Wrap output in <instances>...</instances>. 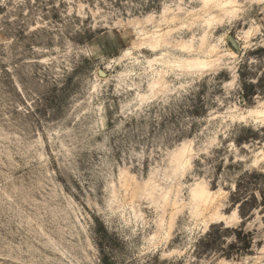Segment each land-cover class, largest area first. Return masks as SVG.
Wrapping results in <instances>:
<instances>
[{"label":"rangeland","instance_id":"1","mask_svg":"<svg viewBox=\"0 0 264 264\" xmlns=\"http://www.w3.org/2000/svg\"><path fill=\"white\" fill-rule=\"evenodd\" d=\"M221 1L0 0V264H264V0Z\"/></svg>","mask_w":264,"mask_h":264},{"label":"bare ground","instance_id":"2","mask_svg":"<svg viewBox=\"0 0 264 264\" xmlns=\"http://www.w3.org/2000/svg\"><path fill=\"white\" fill-rule=\"evenodd\" d=\"M220 1L221 0H202L204 7L208 8V9L213 8L215 6L218 7ZM221 2H223L222 6L224 7V9L221 12V14L211 15L210 17L204 19L205 25H207L209 28L212 27L213 22L215 20L218 19L222 23L223 21H226V20L230 19V17H232V15H233V9H231V8L234 7L235 0H222ZM168 14H170V10L165 8L163 10L162 17L167 18ZM167 19L168 20H172V21H176L177 17L175 16V17L167 18ZM139 34H140V36L142 38V41H141V43L139 45V49H141V50H149V51H153V52H158V51L162 50V48L171 46V44L167 41V38H166V37H168L167 35H169V33L167 31L166 32H162L160 30H156V31H154V33H146V31L142 30V31H140ZM218 47L219 46H217L215 44L214 45L213 44L208 45L207 43H204L203 46H201V50H203L206 55L215 54V56H209L208 58L203 59L202 57H200L198 55V53L201 50H197L194 47L191 48V46L188 47V45L187 46L183 45V46H181L180 49H182V51H185L186 53H188V56L187 57H178L176 59L168 60L169 61L168 62V67L169 68H175V69L176 68H183V69H186V70H189V71H194V70L204 71V70H207L209 68L210 63L212 62V61H210L211 60L210 58H215L216 57L218 60H221V59H224V57L226 56L225 53L224 54L221 53V52L220 53L218 52L219 54L217 53ZM167 56H168V53L167 52H163V53H161L160 56L155 57L151 62L152 63H154V62L159 63V61H161L162 59H165V58L167 59ZM216 58H215V61L217 60ZM163 61H165V60H163ZM213 63L214 62H212V64ZM161 74L162 73H160V75ZM156 78H158V76ZM161 79L156 80L155 83L151 84V89L152 90H157L156 87H158V89H159L158 91H161L160 89L164 88V84L161 83V81H164V80H161ZM253 113H254V116L264 119V109L263 110H261V109L255 110ZM190 155H191V150H190V148H188L186 146H183V148L178 150V152H176L173 155V161L176 162V164H177V166H176V170L177 171H178V169L186 167V164L189 162ZM173 170H175V169H173ZM154 188H153V190L155 192L152 191V192L149 193L150 198H155L156 196H159V197H161V199H164V201L167 202L168 199L170 198V195L168 196L167 191L159 192V190L156 191ZM190 193H191L193 201L196 202L197 204H203V205L205 204L206 205V203H208V201H211V200L215 199V196L211 192H209L204 185H201V184H195L194 187L191 188V192ZM219 195H220V193H219ZM176 199H178V198H176ZM159 200H160V198H159ZM164 201H163V204H164ZM156 202H155V204H156ZM171 203H172V201H171ZM163 204H161L160 206H163ZM177 204H179V201L176 200V201H173L172 205L177 206ZM180 204H181V202H180ZM164 205H166V204H164ZM164 207H167V206H164ZM216 214H217V212H213L211 214V216L209 215V217L210 218L211 217H215ZM223 219H224L225 223L228 224V225L232 221L236 220L235 217H233V218H231V217L230 218H223Z\"/></svg>","mask_w":264,"mask_h":264}]
</instances>
